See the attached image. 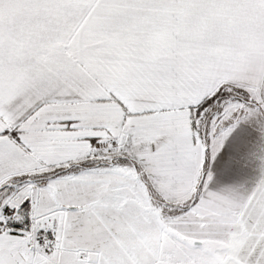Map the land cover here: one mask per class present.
<instances>
[{
    "label": "snow or ice",
    "instance_id": "1",
    "mask_svg": "<svg viewBox=\"0 0 264 264\" xmlns=\"http://www.w3.org/2000/svg\"><path fill=\"white\" fill-rule=\"evenodd\" d=\"M0 264H264V0H0Z\"/></svg>",
    "mask_w": 264,
    "mask_h": 264
},
{
    "label": "crops",
    "instance_id": "2",
    "mask_svg": "<svg viewBox=\"0 0 264 264\" xmlns=\"http://www.w3.org/2000/svg\"><path fill=\"white\" fill-rule=\"evenodd\" d=\"M260 147L253 126H242L225 142L221 153L210 165L214 179L210 185L213 190L227 188L244 190L250 188L260 171V161L254 154Z\"/></svg>",
    "mask_w": 264,
    "mask_h": 264
},
{
    "label": "rangeland",
    "instance_id": "3",
    "mask_svg": "<svg viewBox=\"0 0 264 264\" xmlns=\"http://www.w3.org/2000/svg\"><path fill=\"white\" fill-rule=\"evenodd\" d=\"M245 126H248V125H245ZM249 127V126H248Z\"/></svg>",
    "mask_w": 264,
    "mask_h": 264
}]
</instances>
